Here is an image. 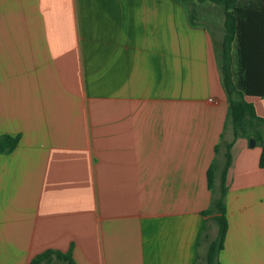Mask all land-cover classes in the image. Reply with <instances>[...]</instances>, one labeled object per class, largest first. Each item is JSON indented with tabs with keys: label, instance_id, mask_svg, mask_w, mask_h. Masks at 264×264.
I'll list each match as a JSON object with an SVG mask.
<instances>
[{
	"label": "crops",
	"instance_id": "crops-1",
	"mask_svg": "<svg viewBox=\"0 0 264 264\" xmlns=\"http://www.w3.org/2000/svg\"><path fill=\"white\" fill-rule=\"evenodd\" d=\"M204 7L220 9L0 0V136L20 138L0 152V264L46 249L76 264H208L218 225L202 212L221 193L230 143L218 259L264 264L262 149L226 124ZM246 99L264 117V97ZM191 104L212 105L210 116L191 120Z\"/></svg>",
	"mask_w": 264,
	"mask_h": 264
},
{
	"label": "trees",
	"instance_id": "trees-1",
	"mask_svg": "<svg viewBox=\"0 0 264 264\" xmlns=\"http://www.w3.org/2000/svg\"><path fill=\"white\" fill-rule=\"evenodd\" d=\"M182 3L184 0H175ZM211 2L220 7L224 15L223 39L217 50V61L221 73L222 86L229 103L226 124L231 123L235 138H254L261 143L259 164L264 167V117L257 113L255 104L246 96L264 97V0H198ZM191 25L196 24L197 15H189ZM19 136H0V152L13 151ZM232 143L227 146L226 162L221 176V193L211 200L204 216L214 215L218 233L211 241L207 253L208 264H221L218 256L224 247L228 231L225 196L226 175L232 161ZM216 149V148H215ZM215 162L207 169L208 188L214 192ZM29 264H76L72 252L62 253L46 249L36 254Z\"/></svg>",
	"mask_w": 264,
	"mask_h": 264
},
{
	"label": "rangeland",
	"instance_id": "rangeland-1",
	"mask_svg": "<svg viewBox=\"0 0 264 264\" xmlns=\"http://www.w3.org/2000/svg\"><path fill=\"white\" fill-rule=\"evenodd\" d=\"M203 13L205 14V17L207 18L208 25L211 27V29L213 30V33L215 34V37H214L215 43L217 47L220 49L221 44H222V39H223V22H224L223 12L221 9H217V8L210 9V8L204 7ZM208 95H211V94H208ZM198 106H199V109L197 110ZM198 106H194V104L190 105L191 120L208 118L210 116L209 111L211 110L212 105L199 104ZM191 140H192V137H191ZM248 142L251 147L256 148V149H262L261 143L255 141L254 146H252L250 139H248ZM211 194H213L212 191H211Z\"/></svg>",
	"mask_w": 264,
	"mask_h": 264
},
{
	"label": "water",
	"instance_id": "water-1",
	"mask_svg": "<svg viewBox=\"0 0 264 264\" xmlns=\"http://www.w3.org/2000/svg\"><path fill=\"white\" fill-rule=\"evenodd\" d=\"M250 142H251V145L254 146V144H255V139H254V138H251V139H250Z\"/></svg>",
	"mask_w": 264,
	"mask_h": 264
}]
</instances>
